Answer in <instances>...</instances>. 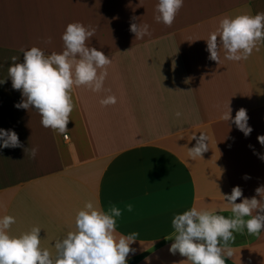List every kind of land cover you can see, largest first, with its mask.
<instances>
[{
    "label": "crops",
    "instance_id": "crops-1",
    "mask_svg": "<svg viewBox=\"0 0 264 264\" xmlns=\"http://www.w3.org/2000/svg\"><path fill=\"white\" fill-rule=\"evenodd\" d=\"M157 0H0V129H11L23 147L0 149V216L16 219L10 233L41 228V247L74 228L75 213L89 200L122 209L117 233H138L129 264H181L169 252L171 220L192 206L224 208L222 194L235 186L242 197L264 186V42L247 60L208 59L206 41L224 16L264 12V0H184L171 26L158 23ZM134 18V19H133ZM94 29L86 41L111 58L100 92L74 87L68 131L44 128L39 114L17 109L21 93L8 78L12 57L33 46L45 54L63 51L69 23ZM131 23L149 25L136 39ZM219 41V38H218ZM107 96L116 103L102 105ZM244 108L253 131L245 137L221 119ZM179 112L181 115L177 116ZM209 138L195 161L191 136ZM37 147L35 158L24 149ZM247 174L250 178L245 180ZM257 199L259 197L257 196ZM131 203L133 211L125 205ZM255 214V213H253ZM225 264H264V232L234 233Z\"/></svg>",
    "mask_w": 264,
    "mask_h": 264
},
{
    "label": "clouds",
    "instance_id": "clouds-1",
    "mask_svg": "<svg viewBox=\"0 0 264 264\" xmlns=\"http://www.w3.org/2000/svg\"><path fill=\"white\" fill-rule=\"evenodd\" d=\"M183 3L184 0H157L156 22L171 26ZM129 30L136 39H142L149 34V25L131 23ZM94 32L79 22L69 23L61 36L62 52L45 54L33 46L20 50L22 60L13 56L7 79L12 88L21 93V101L14 107L33 109L39 114L42 127L57 134L66 133L74 107L72 89L83 86L100 92L108 75L106 66L112 62L102 50L86 46ZM205 41L208 59L212 61L219 63V49H223L226 60H247L258 50L257 45L264 42V12L224 16ZM3 83L5 80H0V84ZM100 103L115 104L116 97L107 96ZM231 113L228 105L220 118L234 124L247 137L253 129L248 124L246 109H238L234 117ZM176 115L181 114L177 112ZM192 139L196 143L188 148L187 155L195 161L208 151L209 138L200 132L198 137L193 134ZM257 140L264 146V135H259ZM16 147H23L17 133L0 129V149ZM24 152L35 158L38 148L27 147ZM259 158L264 160V155ZM243 178L250 177L245 174ZM255 193L240 202L237 200L243 193L239 186L233 187L230 194L221 193L230 208V216L220 214L224 208L209 210L196 206L175 214L171 220L173 232L164 237L173 241L169 252L186 257L181 264H225V259L233 255L230 245L235 240L234 233L259 235L264 232V186L257 187ZM125 209L132 212L133 205L128 203ZM121 216L122 209L114 204L104 210L98 200L86 201L75 213L73 230L54 242V256L41 247L40 227L33 226L19 235H12L10 229L16 222L15 217L0 216V264H128L126 257L135 254L136 249L130 246L137 241L138 233L118 234L117 220ZM145 264H149L148 257H145Z\"/></svg>",
    "mask_w": 264,
    "mask_h": 264
},
{
    "label": "trees",
    "instance_id": "trees-1",
    "mask_svg": "<svg viewBox=\"0 0 264 264\" xmlns=\"http://www.w3.org/2000/svg\"><path fill=\"white\" fill-rule=\"evenodd\" d=\"M129 264V263H128Z\"/></svg>",
    "mask_w": 264,
    "mask_h": 264
}]
</instances>
